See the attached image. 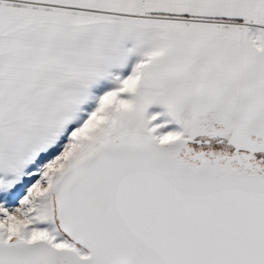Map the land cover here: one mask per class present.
<instances>
[{"label": "snow or ice", "instance_id": "6c2138e0", "mask_svg": "<svg viewBox=\"0 0 264 264\" xmlns=\"http://www.w3.org/2000/svg\"><path fill=\"white\" fill-rule=\"evenodd\" d=\"M0 264H264V0H0Z\"/></svg>", "mask_w": 264, "mask_h": 264}]
</instances>
